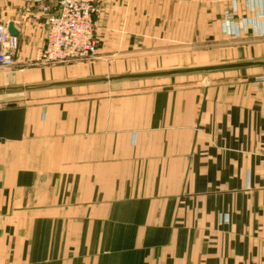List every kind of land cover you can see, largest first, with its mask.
Wrapping results in <instances>:
<instances>
[{"label":"crops","instance_id":"0c3cea01","mask_svg":"<svg viewBox=\"0 0 264 264\" xmlns=\"http://www.w3.org/2000/svg\"><path fill=\"white\" fill-rule=\"evenodd\" d=\"M96 2V59L35 66L46 28L31 12L55 0H0L20 40L0 87L149 71L130 66L198 44L264 57V0ZM261 69L1 105L0 264H264Z\"/></svg>","mask_w":264,"mask_h":264},{"label":"built area","instance_id":"2783aa9c","mask_svg":"<svg viewBox=\"0 0 264 264\" xmlns=\"http://www.w3.org/2000/svg\"><path fill=\"white\" fill-rule=\"evenodd\" d=\"M96 0H56L57 11L51 4L41 5L32 18L41 20L46 28V44L34 64L70 63L90 57L96 50L94 13ZM232 20L231 15L229 17ZM234 33L240 34L239 30ZM19 36L0 23V67L15 65ZM264 80V76L260 77Z\"/></svg>","mask_w":264,"mask_h":264},{"label":"water","instance_id":"95a60500","mask_svg":"<svg viewBox=\"0 0 264 264\" xmlns=\"http://www.w3.org/2000/svg\"><path fill=\"white\" fill-rule=\"evenodd\" d=\"M7 27L10 33L18 35V31L14 27L13 22H10L7 25ZM259 67H264V57L232 60V61H225L219 63L193 65L186 67L166 68L159 70L113 73L107 75L86 76L81 78L53 80V81L30 83V84L7 85L0 87V94L29 92L35 90L79 86V85H87V84L115 83V82H125V81L141 80V79L164 78V77L182 76V75H190V74H205V76H207L208 74L213 72L244 70V69L259 68Z\"/></svg>","mask_w":264,"mask_h":264},{"label":"rangeland","instance_id":"374dc122","mask_svg":"<svg viewBox=\"0 0 264 264\" xmlns=\"http://www.w3.org/2000/svg\"><path fill=\"white\" fill-rule=\"evenodd\" d=\"M55 3H56V0H55ZM95 6L97 8V11L94 13V16L98 12V5H97L96 1H95ZM229 15H233V13L228 12L227 16L229 17ZM31 17H32V12H31ZM93 19H94V17H93ZM93 21H94V27H93L94 38L96 41L95 52L90 57L85 58L83 60H77V61L70 62V63H53V64H73V63H77V62H81V61H93L96 59L98 42H97L96 31H95V20H93ZM237 35H238V33H237ZM211 49L212 48L205 46V44H202V45L198 44L194 48H191V49L190 48H182L180 58L153 57L151 59L150 58L145 59L144 61H146V63L142 62L143 64H135L136 66H130V68H135L136 71L146 70V69L147 70L148 69L157 70V69H163V68L186 67V66H193V65H202V64H210V63H219V62L229 61V60H222V59L216 60V58H214V57L210 58L209 56H203V57L201 56L200 57L202 52H207V51H210ZM164 59L165 60L168 59V60L165 61ZM174 59H175V61H173ZM147 61H149V62L147 63ZM31 64L35 65V66L52 65V64L45 65V64H34V63H31ZM172 64H174V65H172ZM263 71H262V69H261V71L260 70L255 71V73H254V71H252V73H253L252 77L258 81H264V80L260 79V77L264 76V73H262ZM216 73H218V72L210 73L209 76H211V75L215 76V75H217ZM204 75L205 74H193L191 77L196 76V78H199V77L203 78ZM186 78H190V77L173 76V77H164V78H152V79L125 81V82H120V83H115V84L102 83V84H95V85L86 86V87H83L81 90H88L89 94H105V93L120 92V91L124 92L126 90L140 89L142 86H145V85H148L151 83L155 84L154 82H159V81L162 82V81H166V80H183ZM32 94L34 95L36 93H31V92L26 93L25 92V93L13 94V95H4L3 97H0V106L1 105H4V106L16 105L19 101H21V98H25L26 96H32Z\"/></svg>","mask_w":264,"mask_h":264}]
</instances>
